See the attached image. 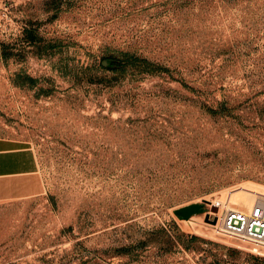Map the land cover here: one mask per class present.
<instances>
[{"label":"rangeland","instance_id":"obj_1","mask_svg":"<svg viewBox=\"0 0 264 264\" xmlns=\"http://www.w3.org/2000/svg\"><path fill=\"white\" fill-rule=\"evenodd\" d=\"M0 136V264H264L175 214L264 198V0H0Z\"/></svg>","mask_w":264,"mask_h":264},{"label":"crops","instance_id":"obj_2","mask_svg":"<svg viewBox=\"0 0 264 264\" xmlns=\"http://www.w3.org/2000/svg\"><path fill=\"white\" fill-rule=\"evenodd\" d=\"M38 163L34 151L20 141L0 136V203L35 195Z\"/></svg>","mask_w":264,"mask_h":264},{"label":"built area","instance_id":"obj_3","mask_svg":"<svg viewBox=\"0 0 264 264\" xmlns=\"http://www.w3.org/2000/svg\"><path fill=\"white\" fill-rule=\"evenodd\" d=\"M217 208L216 212L211 207ZM204 211V209H203ZM221 234L250 244L254 249L264 248V200L258 199L246 210L230 207L220 200L210 201L203 212Z\"/></svg>","mask_w":264,"mask_h":264},{"label":"water","instance_id":"obj_4","mask_svg":"<svg viewBox=\"0 0 264 264\" xmlns=\"http://www.w3.org/2000/svg\"><path fill=\"white\" fill-rule=\"evenodd\" d=\"M212 212H216L217 208L215 206L211 207ZM203 211V205L202 204H191L182 208H179L175 211V214L182 219H187L193 214H202ZM208 220L207 216H205ZM212 223L215 222V219L211 221Z\"/></svg>","mask_w":264,"mask_h":264},{"label":"bare ground","instance_id":"obj_5","mask_svg":"<svg viewBox=\"0 0 264 264\" xmlns=\"http://www.w3.org/2000/svg\"><path fill=\"white\" fill-rule=\"evenodd\" d=\"M238 197H239V196H238ZM243 199H245V198L243 197ZM261 199L264 200V198H261ZM230 200H231V199H230V197H229L228 201L231 202ZM259 200H260V199H259ZM232 201H233V200H232ZM233 202H234V201H233ZM244 205H247V203H245Z\"/></svg>","mask_w":264,"mask_h":264}]
</instances>
